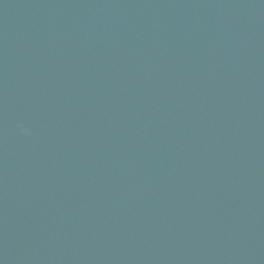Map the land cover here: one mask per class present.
Instances as JSON below:
<instances>
[{
    "label": "water",
    "instance_id": "95a60500",
    "mask_svg": "<svg viewBox=\"0 0 264 264\" xmlns=\"http://www.w3.org/2000/svg\"><path fill=\"white\" fill-rule=\"evenodd\" d=\"M0 264H264V0H0Z\"/></svg>",
    "mask_w": 264,
    "mask_h": 264
}]
</instances>
